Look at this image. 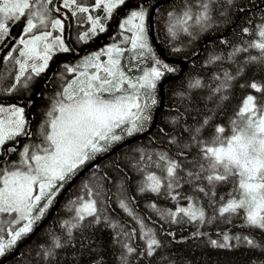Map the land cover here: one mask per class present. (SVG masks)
Here are the masks:
<instances>
[{
	"label": "trees",
	"instance_id": "16d2710c",
	"mask_svg": "<svg viewBox=\"0 0 264 264\" xmlns=\"http://www.w3.org/2000/svg\"><path fill=\"white\" fill-rule=\"evenodd\" d=\"M153 1L156 0H148L146 5L148 33V17ZM136 2L129 0L132 5ZM202 4L208 5L209 19L197 24L196 17L205 11ZM82 6L89 7V13L93 15L102 11H94V0H82ZM186 6L190 7L193 17L186 25L188 32L181 31L177 26L173 36L168 31L169 25L175 23L173 17L182 18ZM48 8L51 9L49 14L52 19L62 20L65 42L70 49L54 54L63 56V65H59L57 70L53 67L52 75L48 72L49 67L35 75L29 89L8 94L0 89V104L23 107L27 120L25 132L28 133L5 144L4 147L11 145L15 149L6 155L0 153L5 169L10 170L17 165L15 162L20 160L24 144L43 146L40 132L42 126L48 127L45 122L52 118L48 113L57 101L64 99L63 91L75 74L78 62L92 54L86 56L92 49L94 36L78 39L80 34L83 37L85 33L88 36L92 34L86 21L87 13L73 15L75 7L64 8L63 0H52ZM56 8L60 11H55ZM130 9L122 6L114 11L117 16L114 30L106 33L109 42L113 43L122 32L129 34L121 30L119 21ZM109 20L104 18L102 22L108 23ZM7 24L8 35L0 43V74L6 64H14V73L17 74L19 65L15 61L22 60L18 42L24 36L26 20L22 18ZM261 27H264V0H172L158 7L154 14V29L159 44L167 56L189 60V63L180 78L165 85L164 107L158 115L156 127L150 134L124 146L80 177L50 220L20 249L16 257L5 264H264V230L247 226L243 211L223 216L217 211L229 198L232 184H217L210 191L204 174L199 180L187 175L189 171L197 170L193 161L201 154L199 141L209 139L217 126L229 129L230 122L236 118L248 95H264V92L258 93L249 87L255 82L264 88V60L260 59L259 49L249 46L260 39L258 33ZM149 44L151 55L147 52L140 55L141 50L132 49L130 41L122 46L121 64L127 74L133 79L142 76L145 71L158 67L156 60L174 71L161 69L164 74L157 81L155 90H142V93L150 91L156 103L153 105L149 101L150 120L144 123L141 131L129 138L151 126L154 112L160 104L161 81L180 71L178 65L165 62L157 54L150 40ZM252 57L257 60L253 61ZM196 81L200 82L199 86L192 87ZM217 88H220L219 92L215 91ZM56 114L53 113L54 116ZM206 119L208 124L204 125L197 142H194L192 138L196 134L193 130L201 128ZM123 127L127 126L115 130V134H122ZM225 134H228L227 131ZM126 140L128 138L111 144L107 151L79 167L75 175ZM161 155L181 166L177 170L180 177L178 187H167V161H161ZM150 174L161 178L159 192L147 188ZM72 178L63 182V187L57 185V194L45 214L34 223L28 236L22 237L4 256H0V263L44 220ZM200 188L204 191H199ZM87 200L96 201L97 212L86 216L84 221H78L77 209L81 202ZM121 203L126 207H122ZM43 204L44 201H40V205ZM189 205L200 206L204 210V221L191 220L183 213L175 217L169 215ZM37 210L33 211V215ZM10 221H0L5 240L10 238L9 227H20ZM74 224L77 226L72 227ZM225 236L229 237L227 241ZM150 239L158 241V245L151 250L148 249ZM249 240L253 243L249 244ZM56 243L60 247H56ZM225 244L227 246H221ZM129 247L134 251L128 252Z\"/></svg>",
	"mask_w": 264,
	"mask_h": 264
},
{
	"label": "snow or ice",
	"instance_id": "6c2138e0",
	"mask_svg": "<svg viewBox=\"0 0 264 264\" xmlns=\"http://www.w3.org/2000/svg\"><path fill=\"white\" fill-rule=\"evenodd\" d=\"M147 2L148 0H137L132 5L129 0H94V7L102 9L106 13L105 18H111L114 11L122 6L126 9L132 7L138 9L131 10L128 18L119 26L133 33L130 43L132 49L141 50L140 55H144L145 52L152 54L148 30L145 26L148 16ZM50 4L52 0H0V43L8 35V21L25 19L26 26L23 31L25 35L30 36L29 39L21 37L19 40V43L23 45L19 56L25 59L15 61L19 65L18 74L15 77L17 84L22 77H25L29 69L32 73L39 75L48 67L55 45L59 46L60 51H69L59 36L54 38V43H49V38L52 36L50 31L33 34V30L38 27L34 21L39 22L40 28L50 26L52 29L63 30L61 19L49 20L51 9L48 5ZM63 7H75L73 15L77 12L83 14L90 11L89 7L82 6V0L81 2L63 0ZM201 7L205 11L196 17L197 24L209 19L208 5L202 4ZM55 11L59 12L60 9L56 8ZM86 19L91 21L93 35L97 31H105L100 17L93 18L92 15H88ZM173 19L175 23H171L168 28L171 35H176L174 29L177 26L181 31L188 32L186 25L193 19L190 7L186 6L182 18L173 17ZM244 31L247 32L248 29ZM258 35L260 39L249 46L259 49L260 59L264 60V27H261ZM87 36L88 33H85L82 39H86ZM240 50L237 49V51ZM103 51L108 56L107 63L100 62L101 53L87 58L84 67H92L96 71L91 75L81 72L80 75L84 79L69 84L63 91L64 99L57 101L53 110L48 113V116L52 118L45 122L48 127L42 126L40 132L44 141L43 146H32L35 151L31 153L30 148L25 147L20 164L13 166L10 170L3 168L4 161L0 160V213L12 217L11 224L21 225L17 229L8 228L10 238L7 240L3 236L4 229L0 228V256H4L18 240L32 231L34 223L41 219L55 198L58 191L57 185L63 187V182L70 180L76 170L96 153L105 151L112 142L122 139L120 135L115 134L116 129L127 126L123 127V131L129 136L142 130L144 123L151 118L149 101L153 105L156 101L150 91L142 93L141 90H155L156 82L164 74L161 69L174 71L168 65L156 60L158 67H153L145 71L142 76L133 79L121 64L119 58L123 53L121 48L113 45ZM113 53L116 54L115 57ZM251 59L257 60L256 57ZM34 60H40L41 63L29 64V61ZM2 78L0 74V79ZM27 79L30 80L31 76ZM199 84L200 82L196 81L191 86L196 87ZM249 87L258 93L264 92V88L255 82ZM215 91L219 92L220 88ZM105 94H108V98ZM142 95L145 97L143 100ZM53 113L58 115L54 116ZM3 114H7V119L3 118ZM24 123L23 108L14 105L8 108L0 106V150L3 154L6 155L15 150L11 145L4 147L7 141L14 140L21 134L28 135L24 131ZM207 124L206 119L201 128L193 130L196 134L192 138L194 142H197V136ZM199 143H201V154L197 160L193 161L197 170L189 171L187 175L193 180H199L201 174H204L203 178L208 182L210 191L214 190L217 184L231 183L232 192L217 209L219 214L223 216L243 211L247 226L264 230V95L260 97L248 95L236 113V118L230 122L229 129L217 126L209 139ZM159 159L167 161V187L169 189L178 187L180 177L177 170L181 166L165 155H161ZM147 180L149 181L148 189L153 192L160 191L162 186L160 177L150 174ZM143 190L142 188L141 191ZM199 191L203 192L204 189L200 188ZM97 195L99 196L100 193ZM42 200L44 204L40 205ZM121 206L126 207L123 203ZM34 210H37L35 215H33ZM96 212L95 200L81 202L77 209V219L84 221L86 216H93ZM179 213L185 214L191 220L204 221L205 219L204 210L194 205L178 208L176 212H170L169 215L175 217ZM76 226L72 225V227ZM224 239L227 241L229 237L225 236ZM213 243L215 244V241ZM248 243L253 242L249 240ZM157 245L156 239L148 241L150 250ZM55 246L60 247V244L56 243ZM133 251L134 249L128 248V252Z\"/></svg>",
	"mask_w": 264,
	"mask_h": 264
},
{
	"label": "rangeland",
	"instance_id": "374dc122",
	"mask_svg": "<svg viewBox=\"0 0 264 264\" xmlns=\"http://www.w3.org/2000/svg\"><path fill=\"white\" fill-rule=\"evenodd\" d=\"M94 8V11L95 12H97L99 9H96L95 7H93ZM131 10H138V9H136V8H132V9H130L129 11H128V13L125 15V16H122V18L120 19V21H119V25L120 24H122L123 23V21L125 20V19H127L128 18V15H130V11ZM88 15H92L93 16V18H96V17H99L100 16V19H102V18H105V16H106V13L102 10L99 14H96V15H93V14H91V13H87V16ZM52 18H51V15L49 14V20H51ZM86 21L87 22H89V27L91 28V21H89V20H87L86 19ZM35 23H37V25H38V27H37V29H34L33 30V34H40V32L41 31H50L51 33H52V36L49 38V43H54V38L56 37V36H59L60 37V39L63 41V44H64V46L65 47H67L68 48V45H67V43L65 42V38H64V33H63V31H61L60 29H52L50 26L48 27V28H40L39 27V22L38 21H34ZM137 23H138V21H137ZM64 25V24H63ZM145 26H146V20H145ZM146 28H147V26H146ZM121 30H124V31H127L126 30V28H121ZM148 30V29H147ZM129 32V31H128ZM131 36H130V35ZM129 34H126V33H120V35H119V37H117V38H115L114 40H113V43L112 42H105V43H102V44H100L99 46H97V47H95V48H93V49H91L90 51H89V53H92L90 56H88V55H86V56H88V57H85L84 59H82L81 61H79L78 62V68H77V70H75V74L71 77V79H70V81H69V84H71L73 81H79V80H83L84 79V77L83 76H81L80 75V73L81 72H87L89 75H91L92 73H94L96 70L94 69V68H92V67H84V62L86 61V59L87 58H90V57H92V56H94L95 54H97V53H101V55H100V62H102V63H107V61H108V56H107V54L106 53H104V51L103 50H106L107 48H109V47H112L113 45H115V46H117V47H119V48H121L122 49V46L124 45V44H126V42H128V41H130V39H131V37H132V35H133V33L132 32H129ZM24 36H23V38L24 39H29L30 38V36L29 35H25V34H23ZM95 37L96 36V33L93 35V34H90V36H87V39H90L91 37ZM82 37H83V35L82 34H80V37L78 38L79 40H82ZM128 38L127 40L125 39V38ZM107 38H109L108 36H105L104 35V37H102V39H100V41H102V40H107ZM148 38H149V33H148ZM149 40H150V42H151V39L149 38ZM99 41V42H100ZM19 43V42H18ZM23 49V45H21L20 43H19V45H18V53H19V51L20 50H22ZM69 49V48H68ZM60 51V49H59V46L58 45H55L54 47H53V50H52V52H51V57H53L54 56V54H56L57 52H59ZM115 53H113V56L115 57ZM120 58V60H121V56L119 57ZM25 58L24 57H22V60H24ZM52 59V58H51ZM51 59L49 60V62H48V66H49V63H50V61H51ZM31 63H36L37 65H39L40 63H41V61L40 60H34V61H29V64H31ZM14 69H15V67H14V64H6V66H5V68L3 69V73H2V76H3V78L2 79H0V89H1V91L3 92V93H13V92H22V91H25L26 89H29L31 86H32V84L34 83V81H35V75L36 74H34V73H32L31 72V70L29 69V71L25 74V77H22L21 78V81H20V83L19 84H17L16 83V81H15V77H16V75L18 74V71H17V74H15L14 73ZM71 71H74V69H71ZM101 75H103V73L101 72ZM28 76H31V79L29 80V79H27V77ZM157 83V82H156ZM68 84V85H69ZM68 87V86H67ZM74 87H76V85H74ZM129 91H131V90H129ZM141 92H142V90H141ZM119 94V93H118ZM252 95V94H251ZM105 96H106V98H108V94H105ZM65 102H67V101H65ZM16 106V107H19V108H23L22 106H20V105H18V104H6V103H3V104H0V106H2V107H6V108H8V107H11V106ZM56 115H58V113L56 114ZM3 118H5V119H7V114H3ZM14 119V118H13ZM23 119H24V121H25V123H24V131L26 130V125H27V120H26V116H25V113H24V109H23ZM117 130V129H116ZM139 132V131H138ZM135 133H137V132H135ZM134 133V134H135ZM117 135H119V134H117ZM120 136L122 137V139L121 140H119V141H115V142H112L111 144H114V143H118V142H120V141H123V140H125V139H130L129 137H131V136H129V135H127L126 134V132H123L122 134H120ZM134 137V136H133ZM7 142H9V141H7ZM6 142V143H7ZM103 143V142H102ZM110 144V145H111ZM29 145V144H28ZM109 145V146H110ZM32 146H35V145H29V146H27V144H24L22 147H29L30 148V153L32 152V151H35V148L34 147H32ZM108 146V147H109ZM108 147H107V149H108ZM24 148H23V150H24ZM107 149L105 150V151H107ZM105 151H102V152H98V153H96L94 156H93V158L95 157V156H98L99 154H101V153H104ZM2 152V150H0V153ZM23 159V151H22V155H21V158H20V160L19 161H17V162H15L17 165L18 164H20V161ZM36 194H38V192L36 193ZM87 201H90V200H87ZM87 201H84V202H87ZM185 208L187 207V206H184ZM195 207L196 208H201L200 206H196L195 205ZM79 208V207H78ZM15 214H13V216H14ZM12 219V217H10V216H8L7 214H2V213H0V221L1 222H3V221H8V220H11ZM23 222H21V224H22ZM21 226V225H20Z\"/></svg>",
	"mask_w": 264,
	"mask_h": 264
},
{
	"label": "water",
	"instance_id": "95a60500",
	"mask_svg": "<svg viewBox=\"0 0 264 264\" xmlns=\"http://www.w3.org/2000/svg\"><path fill=\"white\" fill-rule=\"evenodd\" d=\"M172 0H156L153 2L152 8L150 10L149 13V17H148V26H149V35H150V39L152 44L154 45L157 54L167 63L170 64H175L178 65L180 67V71L177 75L174 76H167L165 77L159 86V96H160V104L159 106L156 108L155 112H154V117H153V121L151 126L144 132H142L141 134H138L124 142H122L121 144L115 146L111 151H109L108 153L104 154L101 157L96 158L93 162H91L87 167H85L83 170H81L76 176H74L72 178V180L68 183V185L65 187V189L61 192V194L59 195V197L57 198L53 208L51 209V211L47 214V216L44 218V220L37 226V228L32 232V234L25 239L24 241H22L21 243L18 244V246L15 248V250L8 255L7 257H5L0 264H5L6 262H8L9 260L13 259L14 257H16L19 254L20 249L26 245L30 239L50 220V218L53 216V214L56 212L57 208L59 207L60 203L62 202L64 196L66 195V193L69 191V189L74 185V183L80 178L82 177L88 170H90L92 167H94L95 165L101 163L103 160H105L106 158L116 154L121 148H123L124 146L135 142L143 137H145L146 135L150 134L154 128L156 127L157 124V120H158V115L159 113L162 111L163 107H164V88L165 85L172 80H176L178 78H180L184 71L186 70L189 60H185V59H176V58H171L169 56H167L165 54L164 49L160 46L156 35H155V29H154V14L155 11L158 7L165 5L167 3H169Z\"/></svg>",
	"mask_w": 264,
	"mask_h": 264
},
{
	"label": "flooded vegetation",
	"instance_id": "af4514ba",
	"mask_svg": "<svg viewBox=\"0 0 264 264\" xmlns=\"http://www.w3.org/2000/svg\"><path fill=\"white\" fill-rule=\"evenodd\" d=\"M154 2V1H153ZM153 5V4H152ZM100 17V16H99ZM116 14L115 13H113V15H112V17L111 18H109L110 20H109V22L108 23H106V22H102L103 20H104V18H102L101 19V22L104 24V26H105V31L104 32H99V31H97L96 32V36L95 37H93V39H94V41L92 40V42H93V45H92V49L93 48H95V47H97V46H99L100 44H102V43H105V42H109L110 41V38H107V40H102V41H100V39H102V37H104V35L106 36V33H111V31H113L114 30V26H115V19H116ZM114 18V19H113ZM110 22L112 23V24H110ZM100 41V42H99ZM110 43V42H109ZM69 48V47H68ZM70 49V48H69ZM79 49V48H78ZM78 52H80V49L78 50ZM82 54V53H81ZM90 53L88 52V54L87 55H89ZM63 57V56H62ZM62 57H60V56H53V57H51L52 59H51V61H50V63H49V68H51L48 72L52 75L53 74V67L57 70V68H59V65L60 66H62L63 65V62H61V59H62ZM54 69V70H55Z\"/></svg>",
	"mask_w": 264,
	"mask_h": 264
},
{
	"label": "bare ground",
	"instance_id": "6f19581e",
	"mask_svg": "<svg viewBox=\"0 0 264 264\" xmlns=\"http://www.w3.org/2000/svg\"><path fill=\"white\" fill-rule=\"evenodd\" d=\"M151 43H152V42H151ZM152 45H153V44H152ZM153 46H154V45H153ZM160 46H161V45H160ZM165 54H166V53H165ZM40 137H41V136H40ZM86 167H87V166H86ZM83 169H84V168H83ZM83 169H82V170H83ZM76 175H77V174H76ZM76 175H75V176H76ZM38 221H39V220H38ZM27 236H28V235H27ZM22 241H23V240H22Z\"/></svg>",
	"mask_w": 264,
	"mask_h": 264
}]
</instances>
